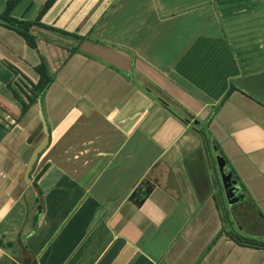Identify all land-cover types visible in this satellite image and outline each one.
<instances>
[{"label": "crops", "instance_id": "1", "mask_svg": "<svg viewBox=\"0 0 264 264\" xmlns=\"http://www.w3.org/2000/svg\"><path fill=\"white\" fill-rule=\"evenodd\" d=\"M10 1L28 21L48 2ZM40 23L36 47L0 24V264L16 230L24 264H264L244 241H264V0H54ZM42 60L54 81L22 114Z\"/></svg>", "mask_w": 264, "mask_h": 264}, {"label": "trees", "instance_id": "2", "mask_svg": "<svg viewBox=\"0 0 264 264\" xmlns=\"http://www.w3.org/2000/svg\"><path fill=\"white\" fill-rule=\"evenodd\" d=\"M54 0H48V2L44 5L42 8L38 18L34 21H28V20H21L17 19L11 16V10L13 6L15 5L16 1H10L8 4V8L4 12H0V24L16 31L19 33L21 36H23L28 44L31 47H36V40L35 37L31 34V29L34 25H41L40 19L42 17V14L48 9V7L52 4ZM77 38L81 39L79 36ZM11 66V65H10ZM12 67V66H11ZM13 68V67H12ZM36 71L39 74V79L37 83H31V86L28 87V92H25V97L24 96H19L18 99L22 104V114H26L30 107L47 91V89L50 87L52 82L54 81V76L50 74L48 66L44 60L41 61V63L36 67ZM16 73L18 71L16 70ZM162 104L166 106L174 115H176L178 118L182 119L183 121L185 120L183 115L179 113L174 107L171 105L167 104L163 100ZM194 130L198 133L200 138L202 139V142L204 143L205 147L211 150L213 148L214 143H216L212 139V134L210 130L208 129L207 125H194ZM216 145H218L216 143ZM218 151L224 159L226 160V163L230 167V169L233 172L234 178L238 181V185L240 187V191L238 192L241 195H243L242 191L245 190V187L243 183L240 181V178L231 165V163L228 161L226 158L225 154L221 151L220 147L217 146ZM244 241L246 244L252 245L253 247H258V248H264V241L263 240H255V239H249V238H244ZM0 246H2V243L0 241Z\"/></svg>", "mask_w": 264, "mask_h": 264}, {"label": "water", "instance_id": "3", "mask_svg": "<svg viewBox=\"0 0 264 264\" xmlns=\"http://www.w3.org/2000/svg\"><path fill=\"white\" fill-rule=\"evenodd\" d=\"M193 123L198 125L200 122L198 120H195ZM47 146H48V136H46L43 139V142L33 150L32 155L26 164V169L24 172V182L26 183V185L31 184L32 182L31 173L34 169V166L37 163L40 154L45 150ZM215 160L220 173L221 182L224 189L226 200L230 206H233L236 203V199H238L237 195L238 192L240 191L238 181L234 178L232 170L226 163V160L224 159L222 154H220V152L218 151L215 152ZM149 191L150 190L148 189L139 190L138 192H135L132 195L131 199L135 200V202L138 205H142ZM39 211L41 212L40 207H39Z\"/></svg>", "mask_w": 264, "mask_h": 264}, {"label": "rangeland", "instance_id": "4", "mask_svg": "<svg viewBox=\"0 0 264 264\" xmlns=\"http://www.w3.org/2000/svg\"><path fill=\"white\" fill-rule=\"evenodd\" d=\"M28 89V88H27ZM37 200H36V197L34 198V200L32 199L31 200V204L32 205H30V206H28L29 207V209H28V213H29V210H30V212H31V214H30V218H34L35 217V215H36V209L34 208V204L33 203H35ZM237 211L238 212H241V210H239V209H237ZM237 211H236V214H237ZM249 220V219H248ZM259 223V222H258ZM252 229H254V227H252ZM18 232L19 231H15V233H14V235H12V239L15 241V246H13V248H12V250H14V251H12L11 250V252H13L14 254H11V256H12V258L13 259H18V261L20 262V264H24V262H23V260H21V255H20V253H19V249H18V244H17V240H18V238H17V235H18ZM246 236V238H251V237H253V236H249V235H245ZM8 264H14L12 261H9L8 262Z\"/></svg>", "mask_w": 264, "mask_h": 264}]
</instances>
